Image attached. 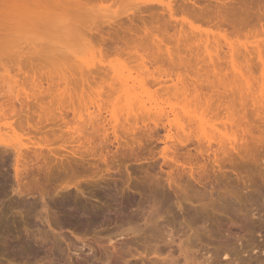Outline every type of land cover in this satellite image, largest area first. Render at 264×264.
I'll return each mask as SVG.
<instances>
[{"label": "rangeland", "instance_id": "374dc122", "mask_svg": "<svg viewBox=\"0 0 264 264\" xmlns=\"http://www.w3.org/2000/svg\"><path fill=\"white\" fill-rule=\"evenodd\" d=\"M182 1L181 0L179 1L178 0H82L81 1L82 10H79L81 11V14H79L80 17L79 15L77 17V20L79 21L78 27L81 31L84 30V25L93 27V25L95 26L96 23L97 25L99 24L102 26L101 23L105 22V20H107L106 23L109 22L108 24L110 23L116 24L119 22L123 23V27L125 28H127L129 25L127 17L129 18L130 16H132L136 20H135L133 32H131L133 33L132 35L134 36V38L132 41L130 40L131 43L125 49V51L119 54H114L110 52L105 53L104 51H102V45L100 44L99 39L93 35L92 37L82 36L79 37L80 40H78L77 38L76 40L73 39L72 41H69L70 39L66 40V37H64L60 33H52L46 30H45L46 32L40 31L38 32L37 35L34 34L35 37L39 35L40 38L39 37L38 38L41 39L40 41L39 39L36 40L37 42H43L42 40H44V43L50 41L57 43L59 45V47L57 46L59 49L58 52L61 50L60 52H62V54H64L63 52H65V54L67 53V55H69L70 59L73 61V62L70 61V63L74 64L77 62V64L79 65L81 64L80 62H82L83 64H81V66L82 65L83 66L81 67L79 65L78 66L79 70L78 71L76 70L75 72L74 70H72V68H70L73 66L72 64H70L71 66L68 65V67L70 66L69 67L70 70H68L69 68L67 70L60 69L59 66L63 68L62 64L64 65L68 61L62 63L63 61L60 60L59 62L62 64L61 65L59 64V66H57L58 63L56 64L55 63L56 61L55 62L50 60L46 61L43 60L42 58L39 59L38 57H36L34 55V53L36 54L34 49H31V46L29 47L28 44L26 48V45L23 44L25 41V37L24 39L23 37L20 38L23 35L22 32L20 31L22 34L20 35L19 30L15 31L16 29H14L12 32L13 33L18 32V36L17 34L15 35V33L14 34L12 33L13 35L12 37L10 36L8 38L6 37L7 39L6 38L0 39V81H1L0 85H2L1 83L4 82L3 87H6L5 84L7 82L10 81L12 82V80H19L21 81V84L22 82L24 84L22 86H19L17 90H20L22 93L27 94L29 96L48 95V99L47 97L46 99L48 101L50 100L49 103L55 102L56 105L48 104V102H46V104H43L45 105V107L44 106L43 107L46 109V111L44 112L46 113L50 112V108H51L52 111L50 112V114H56L54 116L57 117L58 115V118L59 115L62 113L64 116L61 114L60 118L64 117L66 121L68 120L67 122H69L68 125H70V127L72 126L75 127L76 124L78 126V124L82 122V120L78 118L79 115L83 119V122L79 126L85 124L84 122L87 120V117L89 118V116H87L89 110L90 112L97 111L98 106H100L98 107V109H101V113L104 115V117L106 119L109 118V121L113 119V118L110 119L112 116L111 117L109 116L111 112L114 113V117L118 116L119 118L117 117V120H119L118 121L119 123L117 122L116 124L121 126L122 120L124 121V117H125L124 116L126 111L125 108H127L123 103L124 102L123 96L125 97V95L124 93H122V91L123 92L130 91L132 93L133 90V93L136 91L137 94H139L136 95L139 96L141 100H143V102L141 101L142 104H144L143 106L146 109H148V107L150 108V110H148L150 113L151 111L160 113L161 112L160 109H162V111L164 110V113L171 112L175 116L178 113V116L176 117L178 122L179 120L180 123L183 121L182 123L183 124L185 123L184 125H186V127L189 126L188 128H190V123L192 122H190L187 125L186 123H188L189 121L188 122L185 121L189 119L188 117H190V115L188 114L192 113L193 117L192 116L191 117L196 119L195 121H193L195 123L191 124L194 127V125L197 124L196 121L198 120L197 118L194 117V112L192 111H196L195 112L196 114L199 110H202L204 113L205 106H203L202 103L198 100H194V103L196 101L200 102L202 106H200L199 103L197 104L198 106H196V104L193 103V98L191 99V96L189 95V89H188L189 82L193 81L192 78H194V80L195 78H199L200 80L209 79L210 81L212 79L213 82H217L218 84L219 80L221 82V80L223 79V82H225L224 84H227V86L223 85L224 88H222V91L224 92L225 90V93L227 92V94L225 95L221 91V88H219V91L222 93H218V97L220 96V94H223L222 96L224 98L223 99L222 96H220V101L223 99V101L231 102V105L232 103L234 105L236 104L237 101L240 100L239 102H237L239 106V103H241L242 100L239 98L244 97L242 102L243 103L245 101L246 102L244 104L241 103V105H244L247 116L248 117L251 116V114L248 113L253 112V116L249 117V119L253 118L254 120L253 119L248 120V118L247 120L249 121L250 126L251 123L253 124L251 127L255 129L254 131L256 133L252 129V132H254L255 137L252 134L253 135L251 136L252 138L250 137L252 140L250 141V138L247 139V145H248V146L246 145L247 149L243 146H242L243 149L242 147L241 148L238 147L237 149L239 151L238 152L236 151V153L232 152L234 154L230 152L232 155L229 153L228 154L229 158L227 155H224L227 156L226 158L221 155L220 156L221 159L219 161L221 165L220 167H217L219 166V164L213 165L212 161H210V159L207 158L206 154L203 155L199 152V148L197 146L198 143H196L197 141L195 140L196 137L194 138L196 132V130L194 132V129L198 125H196L192 129L194 135H192L191 133L187 137L184 136V134H182L181 132H179V130H177L179 132V135H176V129L173 128L172 129L173 131L171 130L170 132V134L173 135V136L171 135L172 138L171 141L167 136V132L164 129H162L163 125L158 120L157 121L160 123L157 124H161L162 127L161 125H158L157 128H153L154 132L152 130L150 131L145 130L146 128L143 127L144 125L148 124L149 128H151V126L153 127V123H152L153 121L152 122L151 120L147 121L148 119L145 118L144 121L141 120L137 121L138 127L136 126V128H139V126L141 125L140 128L142 129L140 128L136 129L135 130L136 133L132 132L131 130L125 132L124 130H121V128L120 129L117 128L118 130H120V131L117 130V134L119 136V142H126V143H120L122 144L121 146L117 145L116 143L117 141L114 140L111 130H109L108 138H110V140L105 145L102 144H100L101 146L98 145L99 147L96 148L98 151L95 154L99 156L101 155V159L99 158V156H98L99 160L96 157V161L98 160L97 163L95 162V158L91 159L94 161V162L92 161L93 162L92 167L90 165H86V166L84 164H83L84 166L80 165L81 164L80 162L78 164H74V162L73 163L70 162L69 170L66 171L63 169V166L61 167L59 165L60 168L57 167L58 165L55 166L58 163L57 162V159L59 157L58 155L59 154L61 155L62 153L66 154L64 153V151L66 149L65 147H67L65 145L67 144H64L62 139L61 142L59 138H61L63 135L61 136L58 134L60 133L58 132L60 130L58 128L61 125L60 127L62 129L63 124L61 123H63L62 121L64 119H61L62 121H59L60 119L56 117L52 118L53 116L51 117L50 115H48L49 116L48 117L43 113L44 119L45 117L46 118L48 117L47 119H50L51 117L54 120V122H55V118L59 122L58 124H56L57 122L56 121L54 126V124L52 125V123L49 121L51 123L50 125H52L51 126L52 129L48 127L49 128L48 131L50 130L53 131V129L54 131L56 130L57 131V132L55 131L56 136L58 137L57 138L56 136H54L52 138L51 134L48 133L49 134L48 136L51 137H47V140L49 139L50 142H52L51 139L56 138L55 139L56 142L53 140L54 142H52V145L49 147L44 143L46 142L50 144V142H47L42 136L41 138L40 135L36 136L35 134L34 136L33 135L24 136L25 133L24 134L23 132L20 133V129L18 130L16 124L12 125L13 131H11V129L7 128V126H5L2 122L0 123V127L2 128V129L0 128L1 129L0 138L2 140L4 139V142L13 143L14 146L20 148L21 150L24 148L23 152L26 153L23 157L25 159H22V162H25V160L27 162H25L24 165L22 164L23 168L21 169L22 170L21 173L23 180L18 181L19 189L25 192V190L29 188L32 189L35 187L33 190L34 191L36 190V192H32L33 191L32 190L30 191V194L26 195L22 193L21 196H17L14 192H11L12 189L11 187L14 185L13 183H15L13 180V170H12L13 157L11 156V154L6 153L5 156H7V158L4 162L5 165H3L4 163L2 164L0 160V164H1L0 176L3 174L5 175L7 171L8 175L10 176L11 185L10 184L9 185L11 187L9 185H6V187L3 186V189L4 190L7 189V191L5 195H2V198L0 197V245L7 243L14 244L19 242H25L27 240L29 242V240L31 239L30 242L34 241L36 253L30 254L29 256H27V258L25 257V259L21 261L20 260L17 261V263L13 262L11 258L8 259L9 256L7 254L0 253L1 254L0 264H152L153 261L155 260H156L154 262L155 264H165L170 262L168 261L170 259H172V261L173 260L176 261L177 264H192V263L195 264L197 261L198 262L196 264H198L199 262H201V260L204 259V257L209 259L210 262L212 261L213 263L211 262V264H251L252 262L253 264H262L261 260L262 259L264 260V204H263L264 199L256 198L254 195L255 193L254 191L255 189H257L258 186L260 192H262V195L264 197V192H263L264 183H262L261 179L259 178V176H261L259 175L260 173L264 175V170L261 165L262 162H263L262 164H264V141H263L264 138L261 139L262 135L264 134L262 133L264 129V121H262L264 119V109H261L260 106V104L262 105L264 103L263 102L264 76L263 77L261 76L262 78L259 77L261 73L260 71L264 69L263 68L264 61L262 64L258 59H256V56L255 57L252 56L251 59L253 60L251 63H249L250 65H252L251 66L252 69L249 66L250 72H252V74L249 73L248 69L246 70V68L243 69L244 71H241L243 74H240L239 71L236 73L235 70L237 68L236 69L232 68L233 70H231L229 68L231 66H228L229 58L227 57L228 48H226V46L228 47L229 45V44L227 45V43H231L230 45L238 49V47H241L242 43L243 44L248 43L251 45L256 43V42L254 43V41H256V38L253 39L250 34H252L253 32H258L260 29L264 30V0H247V2L245 0L242 1L243 4L242 2H240L241 0L240 1L235 0L237 3L234 2V0H227V1L225 0L224 2H221L222 0H218V1L190 0L192 2L193 1L195 2L194 7L196 9L201 8L202 10L204 9L203 11L205 10L209 11L207 15L208 14L211 15L213 12V17H215L216 15L220 17L218 11L220 13L221 10H223V9L218 10V8L221 7L219 4L218 6H216V4L219 3V1L221 2L220 3L221 5L223 3L224 5L227 4L225 6L226 8L224 7V5H222L223 8H225V11L223 10V12H221V15L224 12L226 14L230 13L231 15L227 14L228 19L231 18L235 20L236 22L235 25L237 26L235 28L238 29L236 31H239L241 33L243 31L242 34L241 33L239 34V32L236 33L235 30H233L234 28L230 29L231 27L229 28L226 27L225 28L226 31H225L223 28H221L222 30L220 28H217V25L215 23H210V22L206 23L203 22L204 20L198 21L195 18L189 17V14H187V11L189 12V3L186 6L188 10L186 11L185 14H183L185 11H183V13L180 11L184 7L180 6V3H178L181 2V5L185 4V1L183 2V4ZM229 1L231 2L230 5H228L227 3ZM235 3L238 5L237 7L236 5H234ZM245 3L246 6L242 7L241 9V6L239 7V4L240 5L242 4L243 6L245 5ZM168 5H172L174 9L177 10L176 11L177 13H175V19L177 21V24L180 23L181 26L178 25V27L180 26L179 27L180 29L177 26H175L176 27L174 28L175 30L169 29L165 33L156 32L155 30L148 31V33H145L144 27L149 28L150 27L149 23H152V25H154L155 21L168 20L167 14L165 15V13H163L162 11L163 9L160 10L162 6L163 8L164 6L166 8V6ZM146 6H148V8H152V10L154 7L155 9V11L153 10L154 13L149 14L147 12H144L142 14L141 13L139 14L138 10L141 11V9H143L144 11L145 9L144 7ZM229 6L232 7L233 10L240 9L238 12L243 10L241 11V13L242 12L247 13V15L249 16L247 17L248 18L247 21H246V16H247L246 14H244L245 15L244 18L241 17V15H239L240 13L234 11L233 13H235L236 16L234 14L233 16L232 15L233 10H231V12L228 11L231 9L228 8ZM216 7L218 8L216 9ZM179 9L181 10L179 11ZM245 10L248 12H246ZM215 11L217 12V14H215L216 13ZM213 17L211 19H213ZM184 18H186L187 20L186 19H185L186 21L183 20ZM208 18H210V16H207L206 19ZM249 19L252 22L251 24L255 23L251 25V27L250 26L247 27L249 24L248 22H250ZM243 20L245 24L246 22L248 23L246 24L247 26L242 23ZM92 22H94V24L89 25L90 23L92 24ZM106 23H103V27L106 26ZM239 24H241L242 27L246 26L247 29L246 27L242 28ZM254 25H256L258 28L259 27L261 28L258 29ZM238 26L241 28H239ZM248 28L250 31L253 28L256 29L255 31L253 29V31L250 33L248 31ZM106 29L104 28V30ZM245 36H247V38ZM17 39L19 41H17ZM21 40H24L22 41L23 43H21ZM36 41L35 44L37 43ZM215 41L217 44L215 43ZM226 41L228 42L225 44ZM257 43H259V41ZM217 45H218V49H217ZM32 47L35 48L33 45ZM205 47L207 50L205 49ZM215 50L218 51L216 52ZM206 51L209 52V55L211 56V60L209 59V55ZM215 52L217 55L220 53L217 56L220 62L218 61L217 58H215L216 57ZM221 53H223L224 56ZM224 53H226L227 56ZM220 55H222L223 57ZM223 58L226 59L224 60ZM238 60L237 62H239ZM149 61L151 62L155 61V62L152 64L147 63L146 64L147 69L143 68L142 63ZM210 61H212L213 64L216 63L217 66L214 64L216 69L215 67L212 68V63ZM225 62H227V65ZM64 66H65L64 69H66L67 66L66 65ZM18 68L22 69L20 71L21 73H19ZM87 68H90L92 72L99 69L103 70L104 74L99 75L97 73H92L91 75L90 74L86 75ZM171 69H172L171 72L172 74L170 76V81H169V79H167V77L164 78V75L162 74H164L163 71L166 70V72H168V70L171 71ZM215 71L217 72V74ZM22 72H25L28 76L34 74L37 77H41L43 79L41 82L42 86L33 89V87L30 84H28V82L25 83L23 81L24 76ZM235 73L236 75H234ZM238 73L241 75L240 77ZM115 74L122 76V79L118 76L116 78L115 77L112 78ZM224 75H229V76L225 77ZM232 76L235 78H232ZM176 78L178 80H176ZM228 78L230 79V81ZM111 79H113V84L111 83L112 82ZM155 79L157 81L162 79L161 81H163L162 82L163 84L165 80L169 81L170 83L166 82V84L167 83L168 84L165 86L169 87L170 90L164 88L165 89L164 92L160 91L161 89L159 88H163L165 86H160L158 84L160 86L159 87L158 85H155L157 84ZM116 81L119 82L117 83ZM123 81L124 82L126 81V84H128L126 85L127 87L126 89L123 85L122 87L120 85L122 84ZM153 81L155 82L153 83ZM174 81L177 83V85L175 83L176 86L175 88L178 90V91L176 90V92L180 91V93H182L181 90L183 91L186 89L187 90L185 91L186 97L183 98V96H181L180 93L179 95L178 93L177 94L175 93V90H173ZM162 83L161 85H163ZM228 83H231L232 85L229 84L228 86ZM233 83L235 85H233ZM111 84L112 86H114V88L110 86ZM169 85L170 86L172 85V89ZM203 85L206 86V84L204 83ZM203 85L201 86L203 90L202 92L203 93L208 92L207 91L208 87H206L207 88L206 89L205 86L203 87ZM236 85L238 87L237 88L235 87L233 90L232 87ZM119 86L122 88V91L120 90L121 88H119ZM6 89L7 88H5V90ZM229 90L230 91L232 90L231 93ZM127 93L129 92H126V94ZM235 93H239L238 95H241L242 97L241 96L238 97V95ZM228 94L230 95L235 94V96L233 95V100H232V96L230 100V96ZM109 95L111 96L113 95V97H115L113 99V102L108 97ZM248 96H251V98H248ZM118 97H120L119 99L120 103L119 102L117 103ZM227 97L229 100L227 99ZM234 97L236 98V100H234ZM87 98H89L92 101V103L87 101L89 103L88 104L87 102H85ZM237 98L239 100H237ZM79 99L85 100L83 101L85 105L81 104L82 100L81 102H75V101H80ZM106 99L109 101V103L105 101ZM144 100H147V102H145ZM212 100H214V98ZM248 100L249 101L252 100V103L247 102ZM70 101L71 103L74 101V106L78 112V116L75 118V122L73 120L72 111L68 107ZM93 101H95V104L96 102L97 103L100 102V104L98 103L96 107ZM110 101L112 102V104H110L111 103ZM253 101L254 104L256 103L255 105L253 104ZM250 104L252 105V107ZM61 105L64 107H62ZM241 105L239 106V108L243 107ZM247 105H249L251 108L254 107L257 108L260 107V108L259 109L254 108L255 109L254 112V110H252ZM48 106L51 107L49 108ZM150 106L151 107L153 106L154 109L153 107L151 108ZM234 106H235V108L233 107L234 111H236V109H239L237 105ZM46 107H48L49 110ZM86 108L88 110H85ZM136 108L137 107H135V110L138 111ZM54 109L55 111H53ZM249 109H251V112ZM260 109H261V113H259ZM109 110L111 111L110 114H109ZM58 111H60V113ZM174 111L176 112V114L174 113ZM185 111L188 112V114L186 113L185 115L188 117L183 116V112ZM56 112H58V114ZM200 112L201 111H199L201 117ZM134 113L136 114L137 112ZM236 113L238 114L239 112ZM256 113L258 114V117H255L257 116ZM181 114L184 118L180 117ZM207 114L208 113H204L203 116L204 118L206 116V118L209 120L207 121V119L206 120L204 118L202 119L207 122L208 124L207 128L210 131V135L212 134L211 133L212 130L214 131L215 129H210L208 126L211 127L214 126L212 128H215V126L218 125L219 127L217 126L216 130L219 133L215 130L216 134L218 135L216 136L214 134L215 132H213V135L214 137L215 136L220 137L219 134L223 133L222 131L224 132L226 131L224 126L221 125V122L219 121H218L219 123H216L217 121L209 122L214 118H212V116H209ZM236 117L237 116H235V118ZM35 118L36 117H34V119ZM110 122L114 124V122L112 121ZM141 122L142 123L144 122L145 124L142 125ZM203 122L200 127H202V125L204 124ZM33 123L34 122H32V124ZM131 123L133 122H130L129 124ZM211 123L215 125H211ZM220 126L222 127L220 128ZM127 127L128 126L126 125V128ZM200 127L199 130H201ZM256 128H258L259 133L262 130L261 131L262 135L260 134L261 135L260 137L259 136L257 137L258 130ZM196 129L198 130V128ZM208 130L206 131L207 133ZM63 132L64 130H62L61 134ZM134 133L136 134V137ZM198 133L199 131H197V134ZM137 134L139 135L137 136ZM141 134H144L143 137H141L142 136ZM174 134L176 136H174ZM132 135H134L133 137L135 138H133ZM222 135L223 134H221V137ZM182 136L185 138H183ZM150 138L152 139V141ZM178 138L179 139L188 138V140L186 139L185 142L184 140L180 139L184 141V144H181ZM256 138H259L258 139L259 141ZM1 142L3 143V141ZM168 142L175 147L173 148L171 144H169ZM166 144H168L167 147L169 148L172 147L171 149L167 150L168 152L164 150L165 149L164 146H166ZM195 145L197 147L194 148ZM1 147L0 149H2ZM43 148L46 150L44 151ZM33 149L42 150L44 155L48 152L47 149L54 150L56 152V153L54 152V154H57V156H55L56 158L54 157L55 160L53 161L56 162H53L51 160V158L54 156L53 154H52L53 156L48 153L47 155H45L48 157V159L50 157L49 160L47 159V157L45 158L43 154H42L43 157L42 156L36 157L34 154L33 156L35 157H33L32 153H29ZM162 150H164V152L168 154V155L166 154V156L172 154V152L170 151L173 150L174 156L175 155L177 156V157L175 156V160H177L178 162L173 163V161H170L169 159H165V153H162L163 152ZM175 152L177 153L175 154ZM189 155L191 157H189ZM230 156L232 157L230 158ZM59 159L58 161L60 163L61 161ZM50 160L52 164L49 162ZM189 162L190 164L193 165L194 163L195 165L198 163L200 166L199 167L197 164V166L194 168L195 175L193 177L195 180L189 177V170H188ZM46 163L48 164L50 163L49 166ZM163 163L166 166L163 165ZM212 165L215 166V168L212 167ZM54 166L58 169H56ZM70 168H72L71 171ZM196 168H199L200 172H198ZM196 172L198 174H196ZM169 175L171 177V180L173 181L172 183L173 185L171 186V188L167 186V183L165 181L167 176ZM196 175L199 176L200 179ZM48 176L51 177V178L49 177L50 182L47 181ZM44 177L46 178V180H44ZM156 179L158 181L161 180L159 183L163 187L162 188L163 193H159L161 196L160 195L158 196L157 194L158 197L155 196L156 195L155 192L153 193L152 187L154 189L155 186H153V184L151 183L153 181H157ZM149 180L152 181L150 182ZM198 180L200 181L197 182ZM1 186L2 185L0 184V187ZM193 187H195V189ZM15 188L16 187L14 185L13 189ZM38 189L41 192H39ZM162 189H158V190H162ZM77 190L79 191L77 192ZM189 190L191 192H189ZM194 190L196 193L194 192ZM167 193L170 195H168ZM234 193L235 194L237 193L236 194L237 196ZM73 196L74 197L78 196L82 200L86 201L89 205L85 202L87 204V206L85 207L75 206L73 203H71L72 199H70L73 198ZM154 196L155 198L156 197L157 198L155 199ZM165 196H167L166 199L167 198L169 199L167 200L164 199ZM65 197L71 201L70 203H68L69 205L63 202ZM16 201L19 204H17ZM74 207L76 209H74ZM80 210L82 213L85 214L88 213L89 211L88 215H91L90 218L92 219L94 218V222L91 224H84L86 222L88 223V221L84 222L83 220H86L89 217L87 215L86 218V215L82 214ZM77 215L78 216L80 215V219L83 218L81 220L82 223ZM83 215L85 216V218L82 217ZM74 217L78 218L80 221L79 222L80 225H78L77 227L78 229L76 230L74 228H71L70 226L69 227L66 226L67 225L66 223H63L64 224L62 226L63 228L61 227L62 223L60 224L61 228H59V225L58 227L56 226L57 224L55 225V223H58V221L63 222L70 220V218H74ZM133 229L134 231L135 230L136 231L134 232ZM165 237H167L168 239ZM191 241L193 242V244H191L192 243ZM171 242L172 245H170ZM179 244L182 245L180 246ZM166 246H168V248ZM179 246L181 247L180 249H178ZM192 246L195 248H193ZM248 247L251 250L248 249ZM215 248L217 249V251ZM193 249L196 250V252L193 251ZM153 250L154 252H152ZM147 252H149L148 253L149 255L147 254ZM223 252H226L227 254L229 252L230 253L228 254V257L224 258L222 257ZM158 253L160 256L158 255ZM215 253H217L216 254L217 256L215 255ZM164 254L165 255L167 254L168 258L167 255L165 256ZM197 254H199L198 256L200 255L201 256L198 257ZM220 254H222V256ZM190 255L193 258L195 255L196 257L194 259L193 258L191 259ZM203 255L204 257H202ZM229 257L232 259H230ZM189 259L191 261H189ZM174 261L168 264H175Z\"/></svg>", "mask_w": 264, "mask_h": 264}, {"label": "bare ground", "instance_id": "6f19581e", "mask_svg": "<svg viewBox=\"0 0 264 264\" xmlns=\"http://www.w3.org/2000/svg\"><path fill=\"white\" fill-rule=\"evenodd\" d=\"M82 0H0V39L1 38H8V37H12L13 35H12V31L14 30V29H16L15 31H17V30H19V33H20V35H22L20 38H22L23 37V39H24V37H25V41L24 40H21V43H23L22 41H24V43L23 44H25L26 45V48H27V44L29 45V47L31 46V49H34V51L36 52V54L34 53V51H33V53H34V55L36 56V57H38L39 59L40 58H42L43 60H50V61H56L55 63L57 64V66H59V64L61 65L62 63H64V62H66V61H68V62H66L64 65H66L67 66V68L66 69H64V65L62 64V66H63V68H61V66H59L60 67V69H62V70H67L71 65L70 64H72V63H70V61L71 62H73L71 59H70V56L69 55H67V53L65 54V52H63L64 54H62V52H58V47H59V45L57 44V43H55V42H52V41H50V42H45L44 43V40H42L43 42H37L36 40H38L40 37H39V35L38 36H36L37 37V39H36V37L34 36V34L35 35H37L38 34V32H40V31H48V32H52V33H60V34H62L64 37H66V40H69V41H72L73 39L74 40H76L77 38H78V40H80L79 39V37H82V36H88V37H92V35L93 36H95L96 38H98L99 39V41H100V44L102 45V51H104L105 53H114V54H119V53H123L124 51H125V49L129 46V44L131 43V41L133 40V38H134V36L132 35L133 33H131V32H133V29H134V25H135V18L134 17H132V16H130L129 18L127 17V20H128V23H129V25H128V27L127 28H125V27H123V23H116V24H112V23H110V24H108V23H106V21L107 20H105V22H100L101 24H102V26L101 25H97L96 23H95V26L93 25L94 24V22H92V24L90 23L89 25H93V27L92 26H85L84 25V30L83 31H81L80 29H79V27H78V20H77V17H78V15L79 14H81V11H79V10H82V2H81ZM179 1V0H178ZM182 1V0H181ZM185 1V4H183V2ZM197 1V0H196ZM218 1V0H217ZM225 0H222L221 2H224ZM227 1V0H226ZM240 1V0H239ZM242 1H245V0H241L240 2H242ZM177 2V1H176ZM176 2H175V5H176ZM220 1H219V3H217L216 4V6H218V4L222 7H216V9L218 8V10L219 9H223L224 11H225V6L227 5V4H225L224 5V3L222 4V5H224V7L225 8H223V6L220 4L221 3ZM234 2H236L235 0H234ZM233 2V3H234ZM246 2H247V0H246ZM178 3H180V6H183L184 8L181 10V9H179V11L180 12H182L183 13V11H185L183 14H185L186 13V11L188 10V8L186 7L187 6V4L189 3V12L187 11V14H189V17H192V18H195V19H197L198 21H202V20H204L203 22H210V23H215L216 25H217V28H223L224 30H225V28L226 27H231L230 29H232V28H234L233 30H235V32L236 33H238L239 31H236V30H238V29H236L235 27H237L235 24H236V22H235V20L234 19H231V18H229L228 19V17H227V14L229 15L230 13H222V15H221V12H223V10H221V12L219 13V11H218V14H220L219 16L220 17H218L217 15V17L215 18V17H213V12H212V14L211 15H207V13L209 12V11H203L201 8L199 9H196L194 6H195V2L193 1H190V0H183L182 1V4L183 5H181V2H178ZM177 3V4H178ZM228 3V5H230L231 4V2L229 1V2H227ZM233 3H232V5H233ZM237 3V2H236ZM234 4V5H236V7L238 6L237 4ZM242 4H243V2H242ZM242 4L240 5L239 4V7L241 6V9H242V7H244V6H246V3H245V5H243L242 6ZM231 5V6H232ZM176 7V6H175ZM178 7H179V5H178ZM187 9H186V8ZM137 8V7H136ZM145 9H144V11H143V9H141V11L140 10H138L139 12V14L141 13H144V12H147V13H149V14H153L154 12H153V10L155 11V9H154V7H153V10H152V8H148V6H146V7H144ZM177 8V7H176ZM228 8H231L230 10H228V11H230L231 12V10H233L232 9V7H228ZM235 8V7H234ZM245 8H247V7H245ZM140 9V8H139ZM159 9V8H158ZM163 9V10H162ZM186 9V10H185ZM160 10H162L163 11V13H165V15L167 14V17H168V20L167 21H155L154 22V25H152V23H149L150 24V29L149 28H146V27H144V32L145 33H148V31H152V30H155L156 32H161V33H165V32H167L169 29H174V28H176L175 26H177L178 27V25H180V23L179 24H177V21H176V19H175V13H177L176 11L177 10H175L174 9V7L172 6V5H168V6H166V8H165V6H164V8H163V6L160 8ZM240 10V9H239ZM239 10H233L232 11V15L234 14L235 15V13H233L234 11H236L237 13H240L239 15H241V17H244L245 18V15L244 14H246L247 15V13H241V11H243V10H241L240 12H238ZM227 11V12H228ZM246 11V10H245ZM161 12V11H160ZM216 12V11H215ZM214 12V13H215ZM246 12H248V11H246ZM211 13V12H210ZM215 14H217V12L215 13ZM223 14H225V15H223ZM242 14H243V16H242ZM210 16V18H208V19H206L207 18V16ZM231 15V14H230ZM233 15V16H234ZM213 17V19H211L212 17ZM223 18H222V17ZM236 16V15H235ZM79 17H80V15H79ZM238 17V16H237ZM247 17H249L248 15L246 16V21H247ZM158 18V17H157ZM244 18H242V19H244ZM186 18H184L183 20H185ZM8 20H9V22H8ZM158 20V19H157ZM187 20V19H186ZM185 20V21H186ZM249 21L250 22H246V24H248V26L245 24V22H244V20L242 21V23L244 24V25H246L247 27H251V25H253V24H255V23H253V24H251L252 22H251V20L249 19ZM103 23H106V26H104L103 27ZM237 23H239V22H237ZM7 24H10V25H7ZM177 24V25H176ZM182 24V23H181ZM240 26H241V24H239ZM16 26V27H15ZM181 26V25H180ZM179 26V27H180ZM245 26V27H246ZM254 26H256V25H254ZM260 26V25H259ZM178 27V28H179ZM239 27V26H238ZM242 27V26H241ZM241 27H239V28H241ZM244 27V26H243ZM242 27V28H243ZM244 27V28H245ZM247 27H246V29H247ZM104 28L106 29V30H104ZM256 28H258L257 26H256ZM255 28V29H256ZM261 27H259L258 29H260ZM180 29V28H179ZM252 29V28H251ZM254 29V28H253ZM253 29L250 31L249 30V28H248V31L251 33L252 31H253ZM255 29H254V31H255ZM175 30V29H174ZM222 30V29H221ZM243 30V29H242ZM22 32V34H21V32ZM45 31V32H46ZM226 31V30H225ZM246 31V30H245ZM3 32H4V34H3ZM224 32V31H223ZM247 32V31H246ZM248 32V33H249ZM15 33V32H14ZM13 33V34H14ZM225 33V32H224ZM234 33V32H233ZM236 33H235V35H236ZM241 32H239V34H240ZM242 33H243V31H242ZM241 33V34H242ZM249 33V34H250ZM17 34V36H18V32L17 33H15V35ZM247 34V33H246ZM225 35V34H224ZM238 35V34H237ZM245 35V34H244ZM251 36H252V38L254 39V38H256V41H254V43L255 44H248V43H242V45H241V47H238V49H236V47H233L232 45H230L231 43H227L228 41H226L225 42V44L227 43V45H228V47L226 46V45H224V46H226V48H228V51H227V54H228V56H227V54L226 53H224V54H226V56L229 58V60H228V62L230 63V65H229V63H228V66H231V67H229L231 70H233L232 68H234V69H236L235 71H236V73L239 71V73L240 74H243L241 71H244L243 69L244 68H246V70L248 69V72L249 73H251L252 74V72H250V67L252 66V65H250L249 63H251L252 62V60L253 59H251V57L253 56V57H255L256 56V59H258L262 64H263V61H264V30L263 29H260L258 32H253L252 34H250ZM249 36V35H248ZM16 37V36H15ZM39 37V38H38ZM225 37V36H224ZM246 38H247V36H245ZM6 38V39H7ZM19 38V39H20ZM226 38V37H225ZM224 39V38H223ZM258 39V40H257ZM28 40V41H27ZM41 39H39V41H40ZM77 40V41H78ZM131 40V41H130ZM225 40V39H224ZM228 40V39H227ZM17 41H19L18 39H17ZM27 41V42H26ZM35 41L37 42L36 44H35ZM130 41V42H129ZM259 41V43H257ZM26 42V43H25ZM218 42V41H217ZM38 43H39V45H38ZM41 43V44H40ZM42 43H43V45H45V46H43L42 45ZM215 43H216V41H215ZM217 44V43H216ZM215 44V45H216ZM32 45L36 48H33L32 47ZM42 45V46H41ZM220 45V44H219ZM38 46H39V48H38ZM49 46V47H48ZM58 46V47H57ZM240 46V45H239ZM42 47V48H41ZM20 48H22V47H20ZM37 48H38V50H37ZM53 48V49H52ZM54 48H55V50H54ZM222 48H223V46H222ZM225 48V47H224ZM240 48V49H239ZM29 49V48H28ZM48 49V50H47ZM205 49H206V47H205ZM215 49H216V46H215ZM217 49H218V45H217ZM219 49H221V48H219ZM207 50V49H206ZM223 50V49H222ZM222 50H220V51H222ZM44 51H46V52H44ZM216 51V50H215ZM218 51V50H217ZM216 51V52H217ZM207 52V51H206ZM216 52H215V54H216ZM222 52H224V51H222ZM208 53V55H209V52H207ZM220 54V53H219ZM218 54V55H219ZM222 55H223V53H221ZM217 54H216V57L215 58H217L218 59V56ZM222 55H220V56H222ZM224 56V55H223ZM222 56V57H223ZM58 58H60V59H58ZM67 58H69V59H67ZM209 59L211 60V56L209 55ZM224 59V58H223ZM226 59V58H225ZM224 59V60H225ZM239 59V60H238ZM60 60H62L61 62L62 63H60L59 61ZM237 60L239 61V62H237ZM218 61H219V59H218ZM227 61V60H226ZM76 62V61H75ZM155 62V61H154ZM154 62H151V61H149V62H143L142 63V65H143V68H146L147 69V67H146V64L148 63V64H152V63H154ZM211 63H212V68L213 67H215V65H216V63H214L213 64V62L212 61H210ZM220 62V61H219ZM223 62V61H222ZM259 62V63H260ZM54 63V64H55ZM79 63V62H78ZM81 64H83L82 62H80ZM145 63V64H144ZM210 63V64H211ZM226 63V65H227V62H225ZM239 63V64H238ZM55 64V65H56ZM81 64H79L80 66H81ZM239 66H238V65ZM68 65H70L69 67H68ZM73 66L72 67H70V68H72V70H74V72L77 70H79V65L77 64V62L76 63H74V64H72ZM75 65H77V66H75ZM219 65H220V63H219ZM83 66V65H82ZM81 66V67H82ZM86 66V65H85ZM173 66V65H172ZM172 66H171V68H172ZM217 66V65H216ZM238 66V67H237ZM250 66V67H249ZM210 67H211V65H210ZM209 67V68H210ZM263 67V66H262ZM70 68L68 69V70H70ZM92 68V67H91ZM264 68V67H263ZM93 69V68H92ZM215 69H216V67H215ZM251 69H252V67H251ZM22 69L21 68H18V71H19V73H21L20 71H21ZM170 70V69H169ZM168 70V72H166V70L165 71H163L164 72V74H162V75H164V78H166L167 77V79H169V81H170V76H171V72H172V69H171V71H169ZM214 72V71H213ZM216 72V71H215ZM261 73H260V76L259 77H263L264 76V69H262L261 71H260ZM87 74L86 75H88V74H92V73H97V74H99V75H102V74H104V71L103 70H96V71H94V72H92L91 71V69L90 68H87V72H86ZM236 73L234 74V75H236ZM238 73V74H239ZM22 74H23V78H24V82L25 83H27L28 82V84H30L32 87H33V89L35 88H39V87H41L42 85H41V82H42V78L41 77H37V76H35L34 74H31L30 76H28L25 72H22ZM216 74H217V72H216ZM239 74V77L241 76ZM248 74V73H247ZM177 75V74H176ZM175 75V76H176ZM233 75V74H232ZM245 75V74H244ZM243 75V76H244ZM22 76V75H21ZM27 76H28V78H27ZM82 76V75H81ZM120 77L121 79H122V76H119V75H117V74H115L112 78H116V77ZM216 76V75H215ZM225 77L226 76H229V75H224ZM242 76V77H243ZM30 77V78H29ZM169 77V78H168ZM178 77V76H177ZM261 77V78H262ZM119 78V79H120ZM179 78V77H178ZM218 78V77H217ZM216 78V79H217ZM232 78H235V77H233L232 76ZM118 79V78H117ZM193 79V81H191V82H189V95L191 96V99L193 98V103H194V100H198V101H200L201 103H202V105L203 106H205V108L204 107H201V108H204V113H208L207 115H209V116H212V118H214L213 120H211V121H209V122H213V121H217L216 123H219V122H221V125H223L224 126V128H225V130L227 131H222L223 133H221V134H223L222 135V137H221V134H219L220 135V137H216L218 134H216V132H215V130H216V127L218 126L215 122V124L217 125V126H215V128H212V127H214V126H208L210 129H215L214 131L212 130V134L211 135H213V132H215L214 134L216 135L215 137H214V135L213 136H211L210 135V131L208 130V128H207V122L205 121L207 118H206V116H205V118H204V116H203V111L202 110H199V111H201L200 113H201V117H200V114H199V111L196 113L197 114V116H196V114H195V112L196 111H192V112H194V117L195 118H197V120L198 121H196V125H198L196 128H198V130L195 128L194 129V132H195V130H196V132H195V135L193 134L194 132H193V128L196 126V125H194V127L191 125V124H193V123H195V122H193V121H195L196 119H194V118H192L193 116V114L191 113H189L188 114V112H183V116H185L186 115V113L188 114V115H190V117H188V116H185V117H188L189 119L188 120H185L186 122H188V123H186L187 125L190 123V122H192V123H190V128H188L189 126H187L186 127V125H184L182 122V124L180 123V120H179V122H178V120H177V116H178V113L176 114V112L174 111V113L176 114V116L174 115V114H172L171 112L170 113H164V110L162 111V109H160V113H158V112H152L151 111V113L148 111V110H150V108L148 107V109H146L143 105L144 104H142V102H143V100H141V98H139V96H137V95H139V94H137V92L135 93H133V90H132V93L130 92V91H125V92H123L122 91V85L125 87V89L127 88L126 87V85H128V84H126V81L124 82H122V84H120L121 85V87L119 86V88H121L120 90L122 91V93H124V95H125V97L123 96V103L125 104V107H127V108H125V110L127 111H125V114H124V121L122 120V125L120 126V125H117L116 123L119 121V120H117V117L118 116H116V117H114V113H112L110 110H109V114H110V112H111V114L109 115L111 118L110 119H112V120H110V121H112V122H114V124H112L110 121H109V118H105L104 117V115L101 113V109H98V107H100V106H98L97 107V104L99 103L100 104V102H96V104H95V101H96V99H95V101H93L94 102V104H95V106L97 107V111H92V112H90V110H89V113H88V115L87 116H89V118L87 117V122L85 121L84 123L85 124H82L81 126H79L82 122H83V119L81 118V116L79 115L78 116V112H77V110H76V108H75V106H74V101L71 103V101H70V103L68 104L69 106V108L71 109V111H72V115H73V120H74V122H75V118L78 116V118L79 119H81L82 120V122L80 123V124H78V126H77V124H76V126L74 127V126H72V127H70V125H68L69 124V122H67L66 120H65V118L64 117H62V118H60L61 117V114L59 115V118H58V115H57V117L56 116H54V115H56V114H50V112L52 111L51 110V106H54V105H56L55 104V102L54 103H49V101L47 100L48 99V95L47 96H29V95H27V94H24V93H22L20 90H17V88L19 87V86H22L24 83L22 82V84H21V81H19V80H12V82L10 81V82H7L6 84H5V86L6 87H3V84H4V82H2L1 84L2 85H0V123H2L3 122V124L5 125V126H7V128H9V129H11V131H13V124H16L17 125V127H18V130L20 129V133L21 132H23V134H24V136H26V135H33L34 136V134L36 135V136H39L40 135V138H41V136L47 141V142H50V140L48 141L47 140V137H51L52 136V138L54 137V136H56V132L54 131V129H53V131L52 130H50V131H48L49 130V128L48 127H50L51 128V126L54 124V126H55V122L57 121L56 120V118H58V119H60L59 121H62L61 119H64L62 122L63 123H61V124H63L62 125V129H61V125L59 126V125H57V126H59V128L58 129H60L58 132H60V133H58L59 135H63L61 138H59L60 140L62 139L63 140V142H64V144H67V145H65V146H67V147H65L66 149H65V151H64V153H66V154H59L58 156L60 157V159H59V157H58V159L61 161L60 163H59V161H58V159H57V162L59 163H55L56 165L55 166H57L58 168H60V166L62 167L63 166V169L64 170H69V163L71 162V163H73L74 162V164H78L79 162L81 163L80 165H90L91 167L93 166L92 165V163L94 162L93 160H91V159H94L95 158V162L97 163V161L99 160V158L101 159V155L99 156V155H96L95 153L98 151L96 148L97 147H99V146H101L100 144H102V145H105L107 142H109V140H110V138H108V131L109 130H111V133H112V136H113V138H114V140L115 141H117L116 143H117V145L118 146H121L122 144H120V143H126V142H119V136H118V134H117V128H121V130H124L125 132H127V131H129V130H131L132 132H135V130L136 129H139L140 128V126H139V128H136V126H137V121L138 120H141V121H144V119L146 118V119H148L147 121H150L151 120V122L153 123V127L151 126V128H149L148 127V124L147 125H144L145 123L143 122H141L142 123V125H144L143 127L144 128H146L145 130H154L153 128H157V126L158 125H163V128L162 129H164L166 132H167V136H168V138L171 140L172 138H171V135L172 134H170V132H171V130L173 129V128H175L176 129V135H179V132H181L182 134H184V136H188L189 134H191L192 133V135H194V138L196 137V143H198V148H199V152L201 153V154H203V155H207V158L208 159H210V161H212V164L213 165H218L219 164V166H217V167H220V156L222 155V156H224V155H227L228 156V154L231 152H235L236 153V151L238 152L239 150L237 149L238 147L239 148H241L242 146L243 147H245L246 148V145H247V139H249L251 136H253L254 135V128L253 127H251L253 124L251 123V126H250V123H249V121L248 120H252V119H249V117H252L253 116V112L252 113H248V114H251V116H247V113L245 112V107H244V105H241V103H243L242 101H243V98H239V99H242L241 100V103H239V106L241 105V106H243V107H240L239 108V106H238V103L237 102H239L240 100L237 98V100H239V101H235L236 102V104H234V105H237L238 106V108L239 109H236V111H234V109H233V107L235 108V106L233 105V103H232V105H233V107H232V105H231V102H226V101H223V94H220V96H222V100L220 101V96L218 97V93H222L223 91H222V88H224V86L223 85H226L227 86V84H224L225 82H223V79L221 80V82H220V80H219V82H218V84H217V82H213V80L211 79V81L208 79H205V80H200L199 78H195V80H194V78H192ZM191 79V80H192ZM220 79V78H219ZM227 79V78H226ZM229 79V78H228ZM47 80V79H46ZM112 80V84H113V79H111ZM116 80V79H115ZM126 80V79H125ZM128 80V79H127ZM156 80V79H155ZM162 80V79H161ZM161 80H156V82H157V84H155V85H160V86H165V85H167L166 84V82H169V81H166L165 80V82H164V84L162 83L163 81H161ZM176 80H178L177 78H176ZM175 80V81H176ZM182 80V79H181ZM180 80V81H181ZM225 80V79H224ZM174 81V85H173V87H174V89L173 90H175V93L177 94L178 93V95H179V93H180V91L179 92H176V86H175V83L177 82H175ZM217 81V80H216ZM228 81V80H227ZM229 81H230V79H229ZM1 82V81H0ZM115 82V81H114ZM117 83L119 82V81H116ZM155 81H153V83H154ZM173 82V81H172ZM222 82H223V84H222ZM232 82V81H231ZM236 82V81H235ZM121 83V82H120ZM161 83L163 84V85H161ZM170 83V82H169ZM178 83V82H177ZM177 83H176V85H177ZM203 83L204 84H206V86L205 85H203ZM112 84L110 85L111 87H113L114 88V86H112ZM179 84H180V82H179ZM229 84H231V83H228V86H229ZM158 85V86H159ZM203 85V87L205 86V88L206 87H208V89H207V91L208 92H202L203 90H202V86ZM232 85V84H231ZM233 85H235L234 83H233ZM238 85V84H237ZM234 86V87H232L233 88V90H234V88L236 87H238V86ZM131 86V85H130ZM144 86V85H143ZM142 86V87H143ZM157 86V87H158ZM159 86V87H160ZM170 86V85H169ZM188 86V85H187ZM117 87V86H116ZM171 87V89H172V85L170 86ZM183 87V86H182ZM231 87V86H230ZM5 88H7L6 90H5ZM164 88H166V89H169V87H167V86H165V87H163V88H159V89H161L160 91H165V89ZM219 88H221V91L222 92H220L219 91ZM228 88V87H227ZM124 89V90H125ZM132 89V88H131ZM130 89V90H131ZM128 90V89H127ZM170 90V89H169ZM168 90V91H169ZM181 90V89H180ZM236 90V89H235ZM239 90V89H238ZM120 91V92H121ZM178 91V90H177ZM185 91H187L186 89L185 90H181V92L182 93H180V95L181 96H183V98L184 97H186L185 96ZM230 91V90H229ZM228 91V92H229ZM232 91V90H231ZM231 91H230V93H231ZM126 92H129V93H127L126 94ZM239 92H241V91H239ZM187 93V92H186ZM211 93H212V95H211ZM225 95L227 94V92L225 93V90H224V92H223ZM233 93V92H232ZM137 94V95H136ZM210 94V95H209ZM235 94H239V93H235ZM235 94H233L234 96H235ZM187 95V94H186ZM229 96H230V100H231V96H232V100H233V95L231 94H228ZM236 95V96H237ZM49 96H51V95H49ZM81 96V95H80ZM84 96V95H83ZM82 96V97H83ZM239 96H241V95H238V97ZM244 96V95H243ZM245 96H247V95H245ZM31 97H32V100H31ZM46 97H47V99H46ZM82 97H80V98H82ZM87 97V96H86ZM90 97V96H89ZM110 99H111V101L113 102V99L115 98V97H113V95L111 96V95H109L108 96ZM111 97H113V98H111ZM146 97V96H145ZM242 97V96H241ZM50 98V97H49ZM55 98V97H54ZM91 98V97H90ZM93 98V97H92ZM96 98V97H95ZM108 98V99H109ZM150 98H152V97H150ZM214 98V100H212ZM248 98H251V96H248ZM82 99H84V98H82ZM82 99H79L80 101H75V102H81V100ZM117 99V98H116ZM119 99H120V97H118V100H117V103L119 102L120 103V101H119ZM190 99V98H189ZM190 99V100H191ZM200 99H202V100H200ZM226 99V98H225ZM227 99H228V97H227ZM47 100V101H46ZM55 100V99H54ZM89 98H87V100L85 101V100H82V103L81 104H84L83 103V101H85V102H91L92 103V101L90 100ZM101 100V99H100ZM229 100V99H228ZM234 100H236V98L234 97ZM68 101V100H67ZM105 101H107L108 103H109V101L106 99ZM110 101V102H111ZM142 101V102H141ZM145 102H147V100H144ZM213 101V102H212ZM223 101V102H222ZM46 102H48V104H54V105H51V106H48L49 108H50V112H44V111H46V109L44 108L45 107V105H43V104H46ZM60 102V101H59ZM87 102V103H88ZM112 102L110 103V104H112ZM144 102V103H145ZM192 102V101H191ZM197 102V101H196ZM194 103V104H196V106H198L197 104L199 103V105L200 106H202L201 104H200V102H197V103ZM225 102V103H224ZM246 102V101H245ZM244 102V103H245ZM247 102H251L252 103V100L251 101H247ZM258 102V101H257ZM260 102H261V100H260ZM264 102V101H263ZM58 103V102H57ZM91 103H90V105H91ZM116 103V102H115ZM127 103V104H126ZM230 103V104H229ZM243 103V104H244ZM78 104H80V103H78ZM89 104V103H88ZM253 104H254V101H253ZM256 104V103H255ZM254 104V105H255ZM260 104V103H259ZM264 104V103H263ZM262 104V105H263ZM59 105V104H58ZM64 105V104H63ZM85 105V104H84ZM89 105V106H90ZM134 105V106H133ZM251 105V104H250ZM261 104H260V106H261V109H264L263 107H264V105L262 106ZM44 106V107H43ZM47 106V105H46ZM62 106V105H61ZM81 106V105H80ZM115 106H116V104H115ZM139 106V107H138ZM237 106H236V108H237ZM247 106H249V105H247ZM48 107H46L48 110H49V108ZM62 107H64V106H62ZM82 107H84V106H82ZM86 107V106H85ZM94 107V106H93ZM95 107V108H96ZM103 107V106H102ZM110 107V106H109ZM108 107V108H109ZM111 107H112V105H111ZM110 107V108H111ZM114 107V106H113ZM135 107H137L136 109L138 110V111H136L135 110ZM151 107V106H150ZM153 107V106H152ZM151 107V108H152ZM250 107V106H249ZM251 107H252V105H251ZM250 107V108H251ZM254 107V106H253ZM105 108V107H104ZM195 108V107H194ZM255 109H259L260 107H254ZM254 108H251L252 110H254V112H255V109ZM61 109V108H60ZM91 109V108H90ZM153 109H154V107H153ZM172 109V108H171ZM243 109V110H242ZM251 109H249L250 110V112H251ZM261 109H260V112L259 113H261ZM37 110V111H36ZM85 110H88L87 108L85 109ZM84 110V111H85ZM95 110V109H94ZM134 110V111H133ZM238 110V111H237ZM240 110V111H239ZM53 111H55V109L53 110ZM155 111V110H154ZM157 111V110H156ZM170 111V110H169ZM190 111V110H189ZM59 113H60V111H58ZM58 112H56L57 114H58ZM86 112V111H85ZM104 112V111H103ZM106 112V111H105ZM134 112H137L136 114L134 113ZM236 112H239V113H241V114H237ZM43 113H44V115H46V116H48V115H50L52 118H54V117H56L55 118V122H54V120L50 117V119H47L46 117H45V119H44V116H43ZM46 113V114H45ZM49 113V114H48ZM154 113V114H153ZM203 113V114H202ZM236 114V115H235ZM255 114V113H254ZM257 114V113H256ZM63 115V114H62ZM238 115H240V116H238ZM263 115V114H262ZM64 116V115H63ZM182 116V114L180 115V117H183ZM192 116V117H191ZM235 116H237L236 118H235ZM247 116V117H246ZM261 116V115H260ZM259 116V117H260ZM34 117H36L35 119H34ZM108 117V116H107ZM208 117V116H207ZM255 117H258V114H257V116H255ZM262 117V116H261ZM119 118V117H118ZM184 118V117H183ZM202 118H204L205 120H203ZM247 118H248V120H247ZM123 119V118H122ZM182 119V118H181ZM185 119H187V118H185ZM14 120V121H13ZM53 120V121H52ZM108 120V121H107ZM132 120V121H131ZM160 121L161 122V124H157V123H160V122H158V121ZM209 119H207V121H208ZM254 120V119H253ZM260 120V119H259ZM52 123V125H50L51 123ZM121 121V120H120ZM146 121V122H147ZM204 121V122H203ZM219 121V122H218ZM261 121V120H260ZM262 121H264V119L262 120ZM32 122H34L33 124H32ZM54 122V123H53ZM130 122H133V123H131V124H129ZM177 122H178V124H177ZM202 122L205 124H203L202 125V127H200L201 126V124H202ZM206 122V123H205ZM208 122V123H209ZM259 122V121H258ZM59 122L57 121L56 122V124H58ZM71 123V122H70ZM119 123V122H118ZM124 123H125V125H124ZM180 123V124H179ZM255 123V122H254ZM215 124H212L211 123V125H215ZM261 124V123H260ZM75 125V124H74ZM126 125L128 126L127 128H126ZM162 125H161V127H162ZM220 125V124H219ZM263 125V124H262ZM206 126V127H205ZM138 127V126H137ZM160 127V126H159ZM159 127H158V130H159ZM199 127H200V129L201 130H199ZM219 127V126H218ZM222 126H220V128H221ZM257 127V126H256ZM1 128V127H0ZM54 128H57V127H54ZM206 128V129H205ZM2 129V128H1ZM0 129V130H1ZM5 129V128H4ZM47 129V130H46ZM52 129V128H51ZM140 129H142V128H140ZM205 129V130H204ZM217 129H219V128H217ZM229 130V132H228V130ZM252 129H253V131L254 132H252ZM257 130H258V128H256ZM62 130H64V134L62 133L61 134V132H62ZM134 130V131H133ZM144 130V131H145ZM177 130H179V132L177 131ZM208 130V133L206 132ZM222 130V129H221ZM256 130V131H257ZM10 131V130H9ZM118 131H120V130H118ZM124 131H122V132H124ZM173 131V130H172ZM175 131V130H174ZM197 131H199V133L197 134ZM217 131V130H216ZM262 131V130H261ZM261 131H260V133H259V130H258V135H257V137L259 136H261L262 135V133H264L263 131H264V129H263V131H262V133H261ZM17 132V131H16ZM19 132V131H18ZM138 132V131H137ZM154 132V131H153ZM218 132V131H217ZM51 134V136H48L49 134ZM131 133V132H130ZM136 133V132H135ZM134 133V134H135ZM145 133V132H144ZM157 133V132H156ZM162 133V132H161ZM178 133V134H177ZM219 133V132H218ZM256 133V132H255ZM57 134V135H58ZM253 134V135H252ZM261 134V135H260ZM19 135V134H18ZM139 134H137V136H138ZM142 136L141 137H143V135L144 134H141ZM149 135H151V134H149ZM157 135V134H156ZM160 135V134H159ZM175 134H174V136H176ZM32 136V137H33ZM134 135H132V137H133ZM148 136V135H147ZM155 136V135H154ZM158 136V135H157ZM173 136V135H172ZM180 136H181V134H180ZM180 136H178V137H180ZM30 137V136H29ZM57 137V136H56ZM135 137H136V134H135ZM135 137H133V138H135ZM140 137V136H139ZM149 137V136H148ZM183 137V136H182ZM254 137H255V135H254ZM35 138V137H34ZM58 138V137H57ZM126 138V137H125ZM152 138V137H151ZM150 138V139H151ZM167 138V137H166ZM177 138V137H176ZM183 138H185V137H183ZM183 138H180V139H182V140H188V138H186V139H183ZM192 138V137H191ZM214 138V139H213ZM216 138V139H215ZM252 138V137H251ZM250 138V141L252 140ZM264 138V134L262 135V138L261 139H263ZM1 139V138H0ZM38 139V138H37ZM36 139V140H37ZM56 139V138H55ZM55 139H51V141L52 142H54L55 141ZM124 139V138H123ZM156 139V138H155ZM179 138H178V140H180ZM193 139V138H192ZM257 140L259 139V138H256ZM35 140V139H34ZM45 140H43V141H45ZM54 140V141H53ZM58 140V139H57ZM62 140H61V142H62ZM96 140V141H95ZM140 140V139H139ZM149 140V139H148ZM169 140V141H170ZM182 140H180V143L181 144H184V141H182ZM189 140H190V138H189ZM1 141H3V143L1 142ZM1 141H0V147L2 148V149H0L1 151H2V153H1V151H0V160H1V163L3 164L4 162H5V160H6V158H7V156H5V154L7 153V154H11V156L13 157V180H14V182L15 183H13L14 185H15V189H13V186L11 187L10 185H11V180H10V176L8 175V173H7V171H6V173H5V175L3 174V171H2V174L3 175H1L0 176V184L2 185L0 188V197L2 198V195H5L6 194V191H7V189L6 190H4L3 189V186H5L6 187V185H9L12 189H11V192H14L17 196H21L22 195V193H24V194H26V195H28V194H30V191H32L34 188H29V189H27V190H25V192H23V191H21V189H19V184H18V181L19 180H23V177H22V168H23V165H24V163L25 162H27L26 160H25V162H22V159H25V158H23L24 157V155L26 154V153H24L23 152V149L21 150L20 148H18V147H16V146H14V144L13 143H8V142H4V139L2 140L1 139ZM42 141V142H43ZM125 141V140H124ZM128 141V140H127ZM132 141H133V139H132ZM138 141V140H137ZM136 141V142H137ZM151 141H152V139H151ZM154 141V140H153ZM172 141V140H171ZM250 141H249V144H250ZM259 141V140H258ZM257 141V142H258ZM262 141V140H261ZM264 141V140H263ZM52 142H50V144L49 143H44V144H46V145H48V147L49 146H51L52 145ZM56 142V141H55ZM186 142V141H185ZM189 142V141H188ZM134 143V142H133ZM138 143V142H137ZM169 143V142H168ZM179 143V142H178ZM190 143V142H189ZM194 143V142H193ZM128 144H129V142H128ZM127 144V145H128ZM140 144V143H139ZM169 144H171V143H169ZM40 145V144H39ZM99 145V146H98ZM157 145V144H156ZM156 145H155V147H156ZM163 145V144H162ZM194 146V148L195 147H197V146ZM45 146V145H44ZM125 146H126V144H125ZM148 146V145H147ZM150 146V145H149ZM168 146V144H166V146H164V150H168V149H171L172 147L174 148L175 146H173L172 144H171V148H169V147H167ZM248 146V145H247ZM4 147V148H3ZM155 147H153V148H155ZM243 147H242V149H243ZM37 148V147H36ZM45 148V147H44ZM43 148V149H44ZM197 148V149H198ZM177 149V148H176ZM247 149V148H246ZM46 149H44V151H45ZM164 150H162L163 152L162 153H165L164 152ZM194 150V149H193ZM196 150V149H195ZM245 150V149H244ZM26 151V150H25ZM30 151V150H29ZM28 151V152H29ZM47 153L48 154H53L51 157L53 158H51V160L53 161V160H55V156H57V154H54V150H50V149H47ZM198 151V150H197ZM241 151V150H240ZM27 152V151H26ZM168 152V151H167ZM170 152H172V154H170ZM169 152V154L170 155H172V156H166V154L167 153H165V159H169L170 161H173V163L174 162H178L177 160H175V156H174V151L172 150V151H170ZM243 152V151H242ZM245 152V151H244ZM29 153H32V156H33V154L36 156V157H40V156H42L43 157V155H44V153L42 152V150H37V149H33L31 152H29ZM47 153L45 154V155H47ZM56 153V152H55ZM177 152H175V154H176ZM197 153V152H196ZM230 153V154H231ZM43 154V155H42ZM97 154H99V153H97ZM198 154V153H197ZM232 154H234V153H232ZM231 154V155H232ZM44 155V156H45ZM168 155V154H167ZM211 155V156H210ZM35 156H33V157H35ZM50 156V155H49ZM98 156H99V158H98ZM199 156H200V154H199ZM227 156H224L225 158L227 157ZM29 157V156H28ZM47 156H45V158H46ZM55 157V158H54ZM96 157H97V161H96ZM177 157V156H176ZM189 157H191L190 155H189ZM206 157V156H205ZM232 156H230V158H231ZM64 159V160H62V159ZM77 158V159H76ZM228 158H229V156H228ZM29 159V158H28ZM47 159H48V157H47ZM49 159H50V157H49ZM48 159V160H49ZM190 159V158H189ZM202 159V158H201ZM223 159V158H222ZM46 160V159H45ZM51 160L49 161L51 164H52V162H51ZM24 161V160H23ZM64 161V162H63ZM78 161V162H77ZM93 161V162H92ZM165 161V160H164ZM191 161V160H190ZM226 161V160H225ZM224 161V162H225ZM53 162H56V161H53ZM63 162V163H62ZM167 162V161H166ZM195 162V161H194ZM193 162V163H194ZM209 162V161H208ZM49 163V164H50ZM65 163V164H64ZM165 163V162H164ZM163 163V165H165ZM263 163V162H262ZM261 163V165H262V168H263V170H264V164H262ZM23 164V165H22ZM46 164H48V163H46ZM49 164H48V166H49ZM95 164V163H94ZM169 164V163H168ZM198 164V163H197ZM197 164L195 165V163H194V165L193 164H190V162H189V166H188V164H187V166L189 167V177H191L192 179H194V173H195V171H194V168L197 166ZM205 164V163H204ZM1 165V164H0ZM3 165H5V163L3 164ZM26 165V164H25ZM28 165V164H27ZM60 165V166H59ZM72 165V164H71ZM83 165V166H84ZM97 165V164H96ZM201 165V164H200ZM212 165V167H214L215 168V166H213ZM222 165H223V163H222ZM54 166V167H55ZM74 166V165H73ZM89 166V167H90ZM166 166V165H165ZM168 166V165H167ZM175 166H177V165H175ZM194 166V167H193ZM198 166H199V164H198ZM8 167V166H7ZM12 167V166H11ZM76 167V166H75ZM169 167V166H168ZM182 167V166H181ZM200 167V166H199ZM10 168V167H9ZM25 168V167H24ZM56 168V167H55ZM58 168H56V169H58ZM77 168V167H76ZM83 168V167H82ZM170 168V167H169ZM185 168V167H184ZM7 169V168H6ZM71 169L72 168H70V171H71ZM201 169V168H200ZM217 169V168H216ZM220 169V168H219ZM62 170V169H61ZM60 170V171H61ZM75 170V169H74ZM77 170V169H76ZM196 170H198V172H200L199 171V168H196ZM215 170V169H214ZM222 170V169H221ZM26 171V170H25ZM58 171V170H57ZM59 171V172H60ZM65 171V172H66ZM70 171H68V172H70ZM203 171V170H202ZM0 172H1V170H0ZM50 172V171H49ZM74 172V171H73ZM76 172V171H75ZM217 172V171H216ZM81 173H82V171H81ZM52 174V173H51ZM59 174V173H58ZM196 174H198L197 172H196ZM43 175V174H42ZM65 175H66V173H65ZM259 175H261L262 176V178H261V176H259ZM258 176H259V178L261 179V182L262 183H264V175L263 174H259ZM51 176V175H50ZM50 176H48L47 178H48V180L47 181H49L50 182V179H49V177ZM54 176H56V175H54ZM197 176V175H196ZM37 177V176H36ZM53 177V176H52ZM197 177H199V176H197ZM202 177V176H201ZM35 178V177H34ZM51 178V177H50ZM196 178V177H195ZM224 178V177H223ZM37 179V178H36ZM35 179V180H36ZM43 179V178H42ZM54 179H56V178H54ZM199 179H200V177H199ZM38 180V179H37ZM36 180V181H37ZM44 180H46V178L44 177ZM53 180V179H52ZM154 180V179H153ZM157 180V179H156ZM160 180V179H159ZM165 180V179H164ZM190 180V179H189ZM195 180V179H194ZM150 181V180H149ZM152 181V180H151ZM150 181V182H151ZM158 181V180H157ZM153 181V182H151L152 184H153V186H155L154 187V189H153V187H152V191H153V193L155 192L156 193V195L155 196H157V194H158V196L160 195L159 193H163V187L161 186V184L159 183L160 181ZM166 183H167V186L169 187V188H171V186L173 185L172 183H173V181L171 180V177H170V175L169 176H167V178H166ZM191 181V180H190ZM200 180H198L197 182H199ZM224 181V180H223ZM52 182V181H51ZM56 182V181H55ZM54 182V183H55ZM145 182V181H144ZM40 183V182H39ZM147 183V182H146ZM146 183H145V185H146ZM149 183V182H148ZM162 183V182H161ZM175 183V182H174ZM190 183H193V182H190ZM201 183H203V182H201ZM38 184V183H37ZM48 184V183H47ZM138 184V183H137ZM151 184V185H152ZM163 184V183H162ZM195 184V183H194ZM193 184V185H194ZM198 184V183H197ZM222 184V183H221ZM50 185V184H49ZM149 185V184H148ZM264 185V184H263ZM8 186V187H9ZM35 186H36V184H35ZM52 186V185H51ZM141 186V185H140ZM144 186V185H143ZM164 186V185H163ZM202 186V185H201ZM222 186V185H221ZM4 187V188H5ZM58 187V186H57ZM241 187V186H240ZM78 188V187H77ZM140 188V187H139ZM157 188V189H156ZM194 189H195V187H193ZM225 188V187H224ZM227 188H229V187H227ZM226 188V189H227ZM238 188V187H237ZM31 189V190H30ZM36 189H37V187H36ZM147 189V188H146ZM158 189H162V190H158ZM223 189V188H222ZM240 189H242V188H240ZM43 190V189H42ZM62 190V189H61ZM135 190H136V188H135ZM148 190V189H147ZM232 190H234V189H232ZM231 190V191H232ZM239 190V189H238ZM237 190V191H238ZM264 190V189H263ZM262 190V191H263ZM38 191L39 192H41L39 189H38ZM79 190H77V192H78ZM143 191H144V189H143ZM151 191V190H150ZM162 191V192H161ZM166 191V190H165ZM197 191V190H196ZM240 191H242V190H240ZM32 192H36V190L34 191H32ZM189 192H191L190 190H189ZM194 192H195V190H194ZM199 192H200V190H199ZM222 192V191H221ZM227 192H229V191H227ZM255 193H254V195H255V197L256 198H258V199H264V197H263V195H262V192H260V189H259V187L257 186V189H255V191H254ZM264 192V191H263ZM67 193V192H66ZM69 193V192H68ZM166 193V192H165ZM196 193V192H195ZM202 193V192H201ZM233 193V192H232ZM82 194V193H81ZM96 194V193H95ZM149 194V193H148ZM152 194V193H151ZM168 194V193H167ZM221 194V193H220ZM235 194V193H234ZM237 194V193H236ZM235 194V195H236ZM8 195V194H7ZM57 195H59V194H57ZM68 195V194H67ZM74 195V194H73ZM76 195V194H75ZM150 195V194H149ZM163 195V194H162ZM168 195H170V194H168ZM198 195H199V193H198ZM201 195V194H200ZM223 195V194H222ZM226 195V194H225ZM229 195V194H228ZM234 195V196H235ZM70 196V195H69ZM78 196H80V195H78ZM78 196H73V198H70V199H72V202L69 200V199H67L66 197H65V199L63 200V202L65 203V204H67V205H69L68 203H73L75 206H87V202L86 201H84V200H82L81 198H79ZM82 196V195H81ZM152 196V195H151ZM155 196H154V198H155ZM157 196V197H158ZM161 196V195H160ZM195 196V195H194ZM237 196V195H236ZM4 197V196H3ZM71 197H72V195H71ZM150 197V196H149ZM156 197V198H157ZM166 197L167 196H165V198L164 199H166ZM210 197V196H209ZM220 197H222V196H220ZM228 197V196H227ZM151 198V197H150ZM149 198V199H150ZM153 198V197H152ZM155 198V199H156ZM225 198V197H224ZM224 198H222V199H224ZM231 198V197H230ZM21 199V198H20ZM19 199V200H20ZM167 199H169V198H167ZM166 199V200H167ZM3 200V199H2ZM13 200V199H12ZM154 200V199H153ZM152 200V201H153ZM165 200V201H166ZM226 200V199H225ZM231 200V199H230ZM14 201V200H13ZM151 201V202H152ZM155 201V200H154ZM161 201H163V200H161ZM264 201V200H263ZM17 202V201H16ZM87 204H86V203ZM233 202V201H232ZM33 203V202H32ZM59 203V202H58ZM15 204V203H14ZM17 204H19L18 202H17ZM30 204V203H29ZM61 204H62V202H61ZM234 204V203H233ZM264 204V203H263ZM59 205V204H58ZM89 205V204H88ZM230 205V204H229ZM17 206V205H16ZM35 206V205H34ZM37 206H38V204H37ZM60 206V205H59ZM65 207H68V206H65ZM81 207V208H82ZM74 209H76L75 207H74ZM82 210V209H81ZM81 210H80V212H81ZM85 210H86V208H85ZM197 211V210H196ZM79 212V213H80ZM84 212V211H83ZM87 212V211H86ZM93 212V211H92ZM78 213V214H79ZM82 213V212H81ZM1 214H3V213H1ZM82 214H84V215H86V218H87V215L89 214V211H88V213H82ZM155 214V213H154ZM76 215V214H75ZM82 216V217H84L85 218V216ZM95 215V214H94ZM78 216V215H77ZM76 216V217H77ZM69 217V216H68ZM76 217H74V218H70V220H67V221H63V222H60V221H58V223H55V225L58 227V225H59V228H61L64 224L63 223H66L67 225L66 226H70L71 228H74L75 230L76 229H78L77 227H78V225H80V221L83 219H80V215L78 216V218L80 219V221H79V219L78 218H76ZM88 217L89 218H87L86 220H83L84 222L85 221H88V223L86 222V223H84V224H91V223H93L94 222V218L92 219V218H90L91 217V215H88ZM151 217H153V216H151ZM253 217V216H252ZM262 217V216H261ZM260 219V218H259ZM63 220H65V219H63ZM149 220V219H148ZM62 223V225H61V227H60V224ZM81 223H82V221H81ZM151 224V223H150ZM49 225V224H48ZM191 225V224H190ZM73 226V227H72ZM82 226V225H81ZM50 227V226H49ZM149 227V226H148ZM63 228V227H62ZM189 229H190V227H189ZM155 230V229H154ZM122 231V230H121ZM130 231V230H129ZM133 231H134V229H133ZM136 231V230H135ZM134 231V232H135ZM158 231V230H157ZM164 231V230H163ZM190 231V230H189ZM131 232V231H130ZM160 232V231H159ZM119 233V232H118ZM125 233V232H124ZM151 233H152V231H151ZM150 233V234H151ZM156 233V232H155ZM165 233V232H164ZM123 234V233H122ZM135 234V233H134ZM140 234V233H139ZM191 234V233H190ZM117 235H119V234H117ZM154 235V234H153ZM161 235V234H160ZM112 236H113V234H112ZM127 236V235H126ZM157 236H158V234H157ZM171 236V235H170ZM115 237V236H114ZM149 237H150V235H149ZM168 237V236H167ZM167 237H165V238H167ZM109 238V237H108ZM113 238V237H112ZM154 238V237H153ZM164 238V237H163ZM196 238V237H195ZM168 239V238H167ZM171 239V238H170ZM26 240V239H25ZM24 240V241H25ZM31 240V239H30ZM30 240H29V242H28V240L27 241H25V242H19V243H14V244H11V243H7V244H1L0 245V253H4V254H7L8 256H9V258H8V256H7V258L8 259H12V261L13 262H16L17 263V261H21V260H23V259H25V257L27 258V256H29L30 254H35L36 253V249H35V244H34V241L33 242H30ZM111 240V239H110ZM147 240V239H146ZM164 240H166V239H164ZM179 240V239H178ZM187 240V239H186ZM197 240H198V238H197ZM82 242V241H81ZM111 242V241H110ZM161 242V241H160ZM192 242V241H191ZM197 242V241H196ZM181 243H183V242H181ZM190 243V242H189ZM118 244H120V243H118ZM156 244V243H155ZM164 244V243H163ZM191 244H193V242L191 243ZM71 245V244H70ZM157 245V244H156ZM169 245V244H168ZM170 245H172V242H171V244ZM169 245V246H170ZM180 245V244H179ZM182 245V244H181ZM180 245V246H181ZM147 246V245H146ZM179 246V248L178 249H180L181 247ZM189 246H190V244H189ZM167 248H168V246H166ZM177 247H178V245H177ZM193 247V246H192ZM205 247V246H204ZM113 248V247H112ZM158 248V247H157ZM157 248H156V250H157ZM163 248V247H162ZM190 248V247H189ZM193 248H195V247H193ZM197 248V247H196ZM206 248V247H205ZM207 248H209V247H207ZM89 249H91V248H89ZM216 249V248H215ZM214 249V250H215ZM248 249H250L249 247H248ZM171 250V249H170ZM190 250V249H189ZM211 250V249H210ZM222 250V249H221ZM226 250H228V249H226ZM251 250V249H250ZM162 251V250H161ZM175 251V250H174ZM192 251V250H191ZM191 251H189V252H191ZM193 251H195L196 252V250H194L193 249ZM202 251V250H201ZM216 251H217V249H216ZM152 252H154V250L152 251ZM158 252V251H157ZM170 252V251H169ZM169 252H168V254H169ZM181 252V251H180ZM212 252V251H211ZM149 252H147V254H148ZM160 253V252H159ZM159 253H158V255H159ZM183 253V252H182ZM199 253V252H198ZM213 253V252H212ZM220 253V252H219ZM230 253V252H229ZM228 253V254H229ZM146 254V255H147ZM154 254V253H153ZM161 254V253H160ZM171 254H172V252H171ZM191 254V253H190ZM195 254V253H194ZM217 253H215V255H216ZM228 254L226 253V252H223V256H222V254H220L222 257H224V258H226V257H228ZM1 255V254H0ZM111 255V254H110ZM149 255V254H148ZM156 255V254H155ZM157 255V256H158ZM165 255V254H164ZM167 255V254H166ZM165 255V256H166ZM192 255H193V252H192ZM199 254H197V256H198ZM160 256V255H159ZM201 256V255H200ZM200 256H198V257H200ZM217 256V255H216ZM190 257H191V255H190ZM196 257V255L194 256V258ZM197 257V258H198ZM202 257H204V255L202 256ZM201 257V258H202ZM211 257V256H210ZM220 257V256H219ZM2 258V257H1ZM167 258H168V255H167ZM170 258V257H169ZM193 257H191V259H192ZM193 258V259H194ZM209 258V257H208ZM216 258V257H215ZM230 258V257H229ZM158 259V258H157ZM178 259V258H177ZM218 259V258H217ZM230 259H232V258H230ZM253 259H255V258H253ZM258 259V258H257ZM6 260V259H5ZM151 260V259H150ZM154 260V259H153ZM165 260V259H164ZM167 260V259H166ZM214 260V259H213ZM219 260V259H218ZM251 260V259H250ZM263 260V259H262ZM262 260H261V263L262 264H264V260H263V262H262ZM11 261V260H10ZM156 261V260H155ZM155 261H153V263L155 262ZM168 261H170V262H168V263H171V262H173L172 261V259H170V260H168ZM189 261H191L190 259H189ZM200 261V260H199ZM231 261V260H230ZM164 262H166V261H164ZM194 262V261H193ZM198 262V261H197ZM196 262V263H197ZM212 262V261H211ZM211 262L209 261V259H207L206 257H204V259L203 260H201V262H199L198 264H211ZM152 263V264H153ZM168 263H165V264H168ZM174 263L175 264H177L176 263V261H174ZM179 263V262H178ZM195 263V264H196ZM213 263V262H212ZM258 263V262H257ZM260 263V262H259ZM155 264V263H154ZM193 264V263H192ZM251 264H253V262L251 263Z\"/></svg>", "mask_w": 264, "mask_h": 264}]
</instances>
